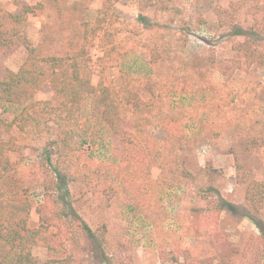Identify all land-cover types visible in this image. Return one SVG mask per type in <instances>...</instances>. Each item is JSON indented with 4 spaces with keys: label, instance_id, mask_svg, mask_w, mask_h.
Returning <instances> with one entry per match:
<instances>
[{
    "label": "rangeland",
    "instance_id": "rangeland-1",
    "mask_svg": "<svg viewBox=\"0 0 264 264\" xmlns=\"http://www.w3.org/2000/svg\"><path fill=\"white\" fill-rule=\"evenodd\" d=\"M146 2L116 1L113 22L92 33L103 0H0L7 32L10 15L22 5L40 4L22 23L39 67L50 70L44 57L84 46L79 65L93 85L102 79L122 87L133 79L144 91L146 82H157L143 132L123 123L117 130H99L89 142L96 116L86 100L60 163L55 154L46 160L56 138L48 115L37 112L38 125L20 131L8 123L22 105L0 100V138L15 140L19 148L10 159L31 204L28 223L38 225L35 207L48 200L45 184L58 165L67 181L73 179L65 204L76 242L63 239L70 264H217L214 256L227 253V241L235 251L231 264H264L260 231L244 211L249 183L264 177V0H170L178 8L171 13L141 8ZM141 12L151 23L138 20ZM238 28L243 35L234 33ZM242 45L256 50V61L248 63ZM26 54L17 41L6 46L0 40V78L23 66ZM172 83L178 94L171 93ZM54 99L51 82L44 80L26 101ZM131 111L121 106L124 117ZM168 113L186 135L172 145L161 127ZM237 128L246 138L260 137V143L234 138ZM137 163L139 176L124 172L140 170ZM107 185L115 189L112 197ZM83 222L92 230L104 225L105 238L100 242L82 233ZM32 253L41 263L47 258L41 245Z\"/></svg>",
    "mask_w": 264,
    "mask_h": 264
},
{
    "label": "trees",
    "instance_id": "trees-1",
    "mask_svg": "<svg viewBox=\"0 0 264 264\" xmlns=\"http://www.w3.org/2000/svg\"><path fill=\"white\" fill-rule=\"evenodd\" d=\"M116 1L118 0H103V6L98 9L94 20L92 33L102 29L105 24L113 22L115 15L112 12V7ZM40 7V4L22 5L17 14L10 15V19L13 21L10 32L5 31L6 29L0 18V40L6 46L17 41L24 46L27 52L23 66L16 72L8 71L5 77L0 78V100L22 105V109L12 118L8 126L14 125L20 131H28L39 123L37 112L48 115L56 125V138L52 140V144H55L59 149H54L55 147L52 145V149L46 154V160L50 161L51 155L55 154L57 163H60L62 149L69 148L67 137L73 134L72 128L79 125V117L82 116L83 103L86 100L91 102L96 116L95 123L89 127V142H95V136L99 130H117L123 123L131 130L136 129L138 132H143L151 121L148 114L151 113L152 104H155L157 82L153 81L152 83L149 81L144 84L147 93H145V90H141L139 85H134L133 79H127L122 87L106 84L102 79L99 80L97 85H93L90 82L89 72L82 70L79 65V59L84 55V46L65 56L44 57L43 60L48 61L51 66L50 70L39 67V58L36 55L35 46L24 35L22 23L26 14H37L38 11L36 10ZM141 8H151L156 13L178 11V8L170 0H147ZM137 18L141 23H151L152 20L142 12L138 14ZM234 33L243 35V30L238 28ZM253 40L255 41V38ZM242 47V54L247 57L248 63L257 60L255 49H248L249 47L244 45ZM163 51L166 53L167 48L163 47ZM154 62L155 60L151 61V63ZM170 74L167 73V76H170ZM44 80L51 82L56 99L43 101L42 104L33 101L27 102L26 99L31 98L34 91L41 87ZM171 88H174L172 94H178L173 83ZM27 92H29L28 96ZM122 105L131 108V117L127 118L122 115ZM87 120L82 121V125L86 126L87 122H90ZM177 121L178 119L172 118L169 113L163 116L161 127L168 133L169 145L178 141L181 142L186 137L185 133L179 129ZM238 134L243 137L245 145L260 143L261 141L260 137L246 138L245 134H242V130L237 128L233 134L234 138ZM82 141L88 142L87 139ZM18 150L15 140L0 138V264H70L71 256L66 254L63 239L67 238L71 239L72 243L76 242L72 237L74 230L71 227V222L67 221L68 213L65 204L69 184L70 182L72 184L73 179L67 181L65 175L60 173L58 165L54 167L56 175L45 184V190L49 198L35 207V212L38 215V225L31 227L28 223L31 204L18 178H16L13 168L14 163L10 159V154ZM137 165L140 170L129 168L128 170L124 169V172L131 174L132 171L135 177L139 176L143 171L141 164L137 163ZM128 166L126 165V168ZM113 172L115 176L121 173V171L119 173L117 171ZM124 174L120 175L124 176ZM5 178L9 181H7L8 183L3 182ZM126 178H128V175H125ZM127 180L129 181V179ZM107 191H109L110 197L115 194L112 185H107ZM247 193L248 204L244 207L245 215L256 225L260 231V239H263L264 242V218L261 216L264 214V177L252 180L247 187ZM105 230L104 225L96 226L92 230L85 222L82 223L80 228L82 233L85 232L88 236L97 238L100 242L105 238ZM38 245H41L47 251V258L44 263H41L32 253V248ZM234 253L233 246L227 241V253L217 252L214 258L217 264H226L224 256H227V264H231Z\"/></svg>",
    "mask_w": 264,
    "mask_h": 264
}]
</instances>
